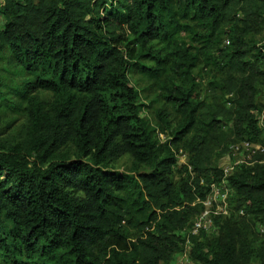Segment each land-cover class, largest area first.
I'll use <instances>...</instances> for the list:
<instances>
[{"label":"trees","instance_id":"1","mask_svg":"<svg viewBox=\"0 0 264 264\" xmlns=\"http://www.w3.org/2000/svg\"><path fill=\"white\" fill-rule=\"evenodd\" d=\"M260 7L264 0H0V122L11 119L0 129L2 264H170L203 208L197 199L222 175L218 148L229 154L240 140L261 150L228 181L237 206L264 217L255 87L264 42L246 41L264 21ZM202 59L226 67L209 81L208 103L189 83ZM146 91L162 102L154 124L142 115ZM122 157L133 177L115 168ZM243 228L234 221L221 236H191L193 264H252Z\"/></svg>","mask_w":264,"mask_h":264},{"label":"rangeland","instance_id":"2","mask_svg":"<svg viewBox=\"0 0 264 264\" xmlns=\"http://www.w3.org/2000/svg\"><path fill=\"white\" fill-rule=\"evenodd\" d=\"M259 11H263V18H264V7H260L258 9ZM228 38H224L223 41L220 43L221 45H225L226 40ZM246 41L251 46L252 44H256L257 46L264 42V21L260 22L259 24L252 25L251 33H248L246 36ZM192 50L198 51V45L192 44ZM262 69V68H261ZM226 71V67L222 65L221 63H217V65L211 64L207 65L205 59L200 60L196 70L194 71L192 75V79L189 81V83H193L194 85V95L196 96V99L198 100H204L206 103L210 101V91H209V81H215L218 78H221ZM132 83L134 84L136 82V85L139 89L145 87L143 82L138 78H133ZM255 87H256V100L259 103L260 107L262 108V111L264 110V75H258L255 81ZM156 99V101H154ZM157 99H159V96H156V94L146 91L145 94H142L140 102L145 105L143 107L142 115H144L146 118L150 119L152 123L157 120L156 118V110L158 107L161 106L160 102H157ZM220 101H223V98L220 99ZM162 107V106H161ZM169 108V107H168ZM261 112L257 113V120L260 127H264L263 125V114ZM11 122L10 117L5 116V118L1 119L0 122V129H3L5 124L7 122ZM16 125L18 122L15 123ZM152 126V125H151ZM231 124L230 122H225V126L221 132V138L223 141V145H227L230 141L233 140V135L231 132ZM169 131V130H168ZM159 139L163 140L165 139V134L160 133ZM248 141V142H247ZM245 142L248 144L245 145ZM229 153L231 155L230 159L228 160L226 152H224L221 148H218V152L215 154L213 164L215 166H223V165H231L235 161H244L243 164H252L255 163L253 159H255V156L258 154L257 151L261 150V147L257 143H253L249 140H240L238 142L230 143L228 144ZM233 146H235L233 148ZM260 147V148H259ZM180 153H186L184 151H181ZM179 154V151L177 152ZM179 157V156H177ZM130 159L128 157H122L120 158L115 165V168L126 175L127 177H133L134 172L130 169ZM242 165V164H241ZM181 167L174 168L173 172V180L178 183L182 177L185 176L184 172L180 171ZM229 209L227 215L220 216L221 218L218 221V226L216 227V230L206 237L208 239L221 236L223 234V229L225 224H227L229 227L232 225L234 221H236L240 226H243V230H249V234L247 235V238L252 244L251 248V263L252 264H264V217L261 216L260 218L254 217L250 214L249 211H247V207L245 204L237 206V203L235 202V195L233 191L229 194ZM240 210H242V213H240ZM198 235H201L199 233ZM180 259V254L176 253L170 262V264H178ZM0 264H2L0 260ZM193 264V262H191Z\"/></svg>","mask_w":264,"mask_h":264},{"label":"built area","instance_id":"3","mask_svg":"<svg viewBox=\"0 0 264 264\" xmlns=\"http://www.w3.org/2000/svg\"><path fill=\"white\" fill-rule=\"evenodd\" d=\"M248 142V141H247ZM245 142V145L248 143ZM235 146H233L234 148ZM260 148V147H259ZM177 154L178 163L182 164L190 170L188 164V156L186 153ZM231 157L230 153L227 154V159ZM245 163L244 161H235L231 165H223L222 175L218 181H212L209 184V192L203 200L197 199V202L201 203L203 208L197 213L190 222L186 229V236L182 244L181 249L177 252L180 254V259L178 264H191L192 260L190 258V247H191V236L198 235L199 233L205 232L210 233L216 230L214 225V218L217 216L227 215L229 209V194L233 191L229 184L228 177L237 169L238 166ZM201 183L203 181L201 180ZM194 204V203H193ZM242 213V210H240Z\"/></svg>","mask_w":264,"mask_h":264}]
</instances>
